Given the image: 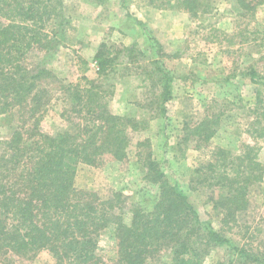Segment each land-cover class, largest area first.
I'll list each match as a JSON object with an SVG mask.
<instances>
[{
    "label": "trees",
    "instance_id": "1",
    "mask_svg": "<svg viewBox=\"0 0 264 264\" xmlns=\"http://www.w3.org/2000/svg\"><path fill=\"white\" fill-rule=\"evenodd\" d=\"M235 2L251 13L264 0ZM150 4L180 9L193 19L211 8L209 0H150ZM63 20V0H0V119H17L10 126L11 136L0 142V264H13V257L29 261L42 251L54 264H205L210 249L222 245L234 253L228 264H264V235L259 231L254 236L255 228L251 230L246 220L250 195L263 180L258 153L264 144V96L257 92L236 150L212 143L227 111L216 100L200 121L187 125V143L204 159L193 170L190 187L209 192L208 205L218 229L212 221H202L188 198L169 184L151 152L143 165L147 179L158 186V198L148 210L132 208L125 222L129 204L122 192L112 190L102 199L75 185L80 164L104 169L125 162L131 135L143 125L109 108L102 84L111 71L113 52L105 44L94 56L96 79L83 74V83L68 90L60 114L67 128L54 133L41 129L51 95L40 86L45 68L31 64L29 54L49 51L54 29ZM154 66L149 76L151 98L137 104L152 113L151 119L165 114L172 92V77L161 64ZM257 75L254 69L246 74L251 80ZM236 227L245 229L241 244L226 236L225 229ZM105 232L116 248L111 261L99 256V238Z\"/></svg>",
    "mask_w": 264,
    "mask_h": 264
},
{
    "label": "rangeland",
    "instance_id": "2",
    "mask_svg": "<svg viewBox=\"0 0 264 264\" xmlns=\"http://www.w3.org/2000/svg\"><path fill=\"white\" fill-rule=\"evenodd\" d=\"M209 1V13L193 19L180 9L156 8L150 0H63L64 20L54 29L52 48L29 54L31 64L45 68L40 86H46L51 95L41 116V129L54 133L68 126L60 114L69 99V88L82 84L83 74L96 79L94 56L99 46L103 43L113 52L111 71L102 84L109 108L116 115L135 117L143 125L131 135L125 162L104 169L80 164L75 185L98 193L102 199L112 190L122 192L129 204L125 222H129L132 208L148 210L158 198V186L147 179L143 165L151 152L169 184L188 198L199 218L219 227L208 205L209 192L190 187L192 172L204 159L187 143V125L200 121L216 100L227 111L212 143L237 149V138L251 120L257 92L264 96V3L250 13L241 10L235 0ZM154 63L161 64L172 77V92L165 114L151 119L152 113L137 104L151 98L149 76ZM251 69L258 74L253 80L246 76ZM16 120L0 119V142L11 136L10 126ZM144 141L147 146L139 148L137 144ZM258 161L264 168V144ZM262 179L250 195L251 209L246 216L251 230L255 228L254 236L259 231L264 235V171ZM225 230L232 243L244 241V228ZM115 251L112 236L102 233L99 256L111 261ZM233 258L230 246H216L210 249L205 264H228ZM12 261L54 264L46 251L29 261L17 257Z\"/></svg>",
    "mask_w": 264,
    "mask_h": 264
}]
</instances>
